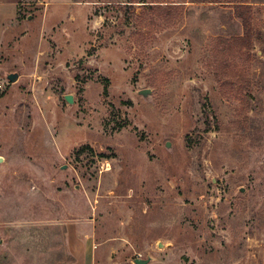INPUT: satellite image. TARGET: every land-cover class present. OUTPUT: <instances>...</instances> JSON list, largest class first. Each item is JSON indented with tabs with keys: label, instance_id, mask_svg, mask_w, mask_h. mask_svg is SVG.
<instances>
[{
	"label": "rangeland",
	"instance_id": "rangeland-1",
	"mask_svg": "<svg viewBox=\"0 0 264 264\" xmlns=\"http://www.w3.org/2000/svg\"><path fill=\"white\" fill-rule=\"evenodd\" d=\"M221 1L20 0L0 264H264V0L250 49Z\"/></svg>",
	"mask_w": 264,
	"mask_h": 264
},
{
	"label": "crops",
	"instance_id": "crops-1",
	"mask_svg": "<svg viewBox=\"0 0 264 264\" xmlns=\"http://www.w3.org/2000/svg\"><path fill=\"white\" fill-rule=\"evenodd\" d=\"M20 0H0V54L5 39L13 36L14 26L19 23ZM72 264H93V259L85 254H73Z\"/></svg>",
	"mask_w": 264,
	"mask_h": 264
},
{
	"label": "trees",
	"instance_id": "trees-1",
	"mask_svg": "<svg viewBox=\"0 0 264 264\" xmlns=\"http://www.w3.org/2000/svg\"><path fill=\"white\" fill-rule=\"evenodd\" d=\"M211 2H215V1H211ZM223 3H229L231 5L234 6L235 8V13L236 15L241 18L244 22V26H245V35L243 37L237 38L234 42L239 44L241 49L244 48V46H246L248 49L251 48L252 45V40L254 38V34H253V29L251 28V23L250 20L245 16V13L250 9V5L248 1H244V0H232V1H221ZM129 3H134V2H129ZM123 7V9H129L127 7H131L128 5H120ZM160 7V9H162V7H164L165 9H170L169 7L172 6H157Z\"/></svg>",
	"mask_w": 264,
	"mask_h": 264
},
{
	"label": "water",
	"instance_id": "water-1",
	"mask_svg": "<svg viewBox=\"0 0 264 264\" xmlns=\"http://www.w3.org/2000/svg\"><path fill=\"white\" fill-rule=\"evenodd\" d=\"M8 80L12 83L16 82L18 80V74H10L8 76ZM141 95L146 97L148 95V91H142ZM65 100L69 103V104H73V99L71 96H66ZM1 161V159H0ZM150 262V260H141V259H136L135 260V264H148Z\"/></svg>",
	"mask_w": 264,
	"mask_h": 264
}]
</instances>
